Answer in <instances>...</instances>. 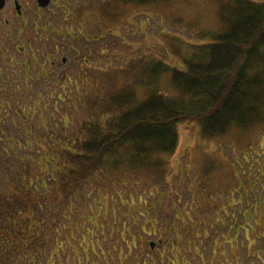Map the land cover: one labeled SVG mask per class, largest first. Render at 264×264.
<instances>
[{"label":"trees","instance_id":"trees-1","mask_svg":"<svg viewBox=\"0 0 264 264\" xmlns=\"http://www.w3.org/2000/svg\"><path fill=\"white\" fill-rule=\"evenodd\" d=\"M206 4L214 26L201 29L197 43H189L185 52L179 46V43H185L183 38L164 28L162 34L175 39L166 40L169 44V53L166 50L168 61L155 55L149 61L133 57L124 69L105 73V78L115 87L121 73L133 72L135 79L132 82H120L119 90L107 89L101 96L95 95L92 89L86 90L84 95L89 101L85 111L89 119L78 124L76 135L70 131L68 136L62 135L58 139V142L69 139V145L54 144L49 131L56 134L54 127L57 122L53 119L60 116V120L66 110L61 107V112L56 108L57 104L67 108L70 106L66 103L75 104L74 109H77L76 105L80 106L81 91H77L74 83L65 89L63 102L49 101L42 94V101L11 102L6 104V111L2 108L0 141L12 149L17 164L24 165L15 173L11 163L0 159L10 173V186L0 192V219H7L5 223L0 221V264H40L44 256H47L44 264H64L67 260L54 242L57 236L56 228L52 226L55 222L51 218L54 204L56 202L57 208L58 201L73 197L84 183L95 182L96 185L97 174L106 179L103 182L107 181L109 187L117 182L112 177L123 180L129 173L136 176L144 173L150 180L148 185L145 182L150 190L143 191L147 197L141 198V202L148 209L156 210L160 196L157 185L166 180L169 172L167 157L179 146L178 127L181 123H190L194 127L191 135L195 146H201V142H214L219 147L232 139L234 147L248 163L245 177L229 191L233 196L225 200L228 207L238 205V211L229 215L221 200L217 204L218 198L213 201L211 210L216 207V211L230 218L228 228L236 234L237 225L249 223L251 228L243 234L245 240L251 242L247 235L251 234L252 225H257L249 221L255 219L256 212H251L248 207H264V199L255 201L257 196L253 194L255 185L260 191L264 190V162L259 163V154L255 153L251 143V134L255 131L264 141V0H208ZM172 5L171 0H95L97 26L105 35L108 32L103 29H108L107 22H119L126 12H134L137 17L141 14L146 16L145 22L153 15L161 14L163 19L174 24L181 23L184 18ZM91 7L87 4L81 11H88ZM187 25L193 26V22ZM69 26L71 33L82 28L85 34L81 35L88 37L89 42L100 40L99 34L92 35L86 31L84 23ZM92 82L96 83V80ZM136 88H144V95H137ZM35 119H38L36 125L44 133L34 132ZM18 121L27 123L21 132H18ZM23 134L31 139H25ZM54 145L57 149L52 148ZM203 157L201 177L212 178L209 176L216 161L210 153ZM32 164L35 170L30 171L29 165ZM227 175L235 179L231 171L226 172ZM190 194L191 199L185 202L187 213L179 211L176 217L172 214L167 216L170 222L168 234L171 232L174 236L161 247L160 264H175L176 260L190 264L186 260L189 253H192V258L196 255L198 264H207L210 256L205 261L201 253L203 244L211 242L212 254L215 241L223 238L207 239L210 226L202 223L210 209L206 203L207 198H211L209 193L205 194L206 200L194 197L196 193L193 191ZM178 216L181 217L180 230L174 225ZM154 221L153 217L151 222ZM188 223L193 224V229ZM124 232L125 228L120 232L122 240H125ZM257 232L259 235L256 237L264 236L263 227H259ZM128 237L130 244L135 245L132 235ZM49 241L53 244L51 249ZM224 241L227 242V238ZM201 242L204 243L201 245ZM234 250L231 249L233 253ZM135 260L140 262L141 259ZM141 264L147 263L142 261Z\"/></svg>","mask_w":264,"mask_h":264},{"label":"rangeland","instance_id":"rangeland-1","mask_svg":"<svg viewBox=\"0 0 264 264\" xmlns=\"http://www.w3.org/2000/svg\"><path fill=\"white\" fill-rule=\"evenodd\" d=\"M187 1L171 0L176 13L184 18L181 23L176 24L168 19H163L161 14H159L160 16L153 15L145 22L146 16L144 17L141 14L142 16L137 17L134 12L133 14L126 12L119 22H107L108 29L103 30L109 34L104 35L98 29L96 14H92L91 18H84L83 23L86 31L92 35L99 34L100 40L89 42L88 37L85 38V35H81L79 53L81 77L80 82L77 84V91H81L82 101L80 106L76 105L77 109H74L75 104L66 103L70 106L68 108L62 104L56 105V108L58 107L61 112V107L66 110L60 120V116L53 119V122H57V126L54 127L56 134L52 135L49 131V135L52 136L51 141L54 144L58 142L62 135L68 136L70 131L76 135L78 124L88 118L85 111L87 101H89L84 95L86 90L92 89L95 95L101 96L107 89L109 91L119 90L120 82L130 83L135 79L133 72L119 73L120 78L117 77L118 82L115 87L105 78V73L111 74L112 71H116L118 68L124 69L133 57H141L145 61H149L148 59L157 56L161 60L168 61L166 54L167 51L169 53V44L166 40L175 41V39L166 38L162 34L164 32L162 29L165 28L171 34L183 38L185 43H179V46L182 52H185L189 43H197V35L201 29L207 30L214 26L211 11L205 8L208 0ZM82 3H86V0H82ZM91 6L88 11L81 12L96 13L93 2ZM189 22H193V26L188 27ZM80 32L85 34L82 28ZM108 44H112V46L107 47ZM89 48L90 51H88ZM92 80H96V83H93ZM136 93L137 95H144V88H136ZM15 120L17 119L15 118ZM33 123L36 134L45 132L36 125L38 119H35ZM19 125L18 132H21L24 126L27 127V123H19ZM178 129L180 135L179 146L171 156L167 157L169 172L165 177V182L157 185L160 196L156 210L148 209L141 202V198L147 197V193L143 191L150 190L147 186L150 180L144 173L141 176L129 173L126 176L124 175L123 180L112 177V180L117 182L116 185L110 184L109 187H107V181L103 182L106 179H102V176L97 174L95 180H98V183L96 185L95 182L84 183L78 193L73 195L74 198L58 201L57 208L55 202L54 213L51 217L55 222L52 226H55L57 232L54 242L55 246H59L60 253L67 260L64 264H77V262H82V264H141L142 261L147 264H160L161 247L168 240H173L174 236L171 232L168 234L170 222L167 220V216L172 214L173 217H176L179 211L184 214L187 213L185 202L191 199L190 193L192 191L196 193L194 197L199 199L205 198L206 200V193H209L208 196L212 198H207L206 203L208 207L210 205V209H208L202 220L204 225L210 226L207 239L223 237L215 241L212 254L211 242L208 244L201 242V245H205L201 250L205 261L210 256L207 264H264V236L256 237L259 235V232H257L259 227L264 228V218H262L264 207H248L251 212H256L255 219L249 221L257 225H252L251 234L248 233L247 235L251 242L246 241L245 234H243V232H246L245 230L251 228L249 223L242 222L240 226L237 225L235 231L238 234H236L228 228L230 218L216 211V207L211 210L213 201L218 198L217 204L221 200L228 214L238 211V205L233 208L228 207L225 200L233 196L229 191L238 185L236 183L239 180L241 182L242 178L245 177L248 163L244 162L241 153L234 147V141L231 139L225 144H220L219 147V144L214 142H201V146H195L193 135H191L194 127L190 123H181ZM57 131L59 132L57 133ZM258 134V131L251 134L253 139L251 143L255 153L259 154L257 160L260 163V161L264 162V141L258 137ZM18 135L21 137L20 134ZM23 137L27 140L31 139L30 136L26 137L25 134H23ZM68 140H62L58 142V145L64 143L67 146L70 144ZM11 143L15 144L13 141ZM13 144H11V147ZM52 148L57 149V146L54 145ZM3 150H7V152L3 153ZM11 150L8 149L7 143L0 141V159L11 163L12 169L17 173L21 171L24 164H17L18 161ZM205 153L212 154L216 161L213 173L209 176L213 177L209 179L208 177H201L200 172V162H202ZM220 166L222 168L219 170ZM29 169L33 171L35 166L33 164L29 165ZM243 169L245 170L244 173ZM229 171L235 176L234 180L229 175L226 176V172ZM9 175V170L0 161V192L5 187L10 186ZM253 190V194L257 196L255 201L260 198L264 199V190L260 191L258 185H255ZM145 207L147 210L144 209ZM152 216L155 218L154 222H151ZM56 218H58V224ZM180 218L174 219L177 230L181 229ZM217 218L225 221L223 223L219 220L216 221ZM0 221L5 223L7 219H0ZM188 225L192 228L193 224L188 223ZM124 228L126 230L124 232L125 240H122L120 232ZM239 231L241 232L239 233ZM129 234L132 235L135 245L130 244ZM224 238H227V242L224 241ZM79 244H82V247ZM48 245L51 249L53 246L52 241H49ZM168 246L169 243L166 248ZM121 247L122 252H120ZM90 248H95V250H90ZM232 248L235 249L234 253L231 251ZM129 251L130 254H128ZM221 253H223V256H221ZM187 255L186 260L190 264H198L196 255L193 258L192 253ZM135 257L141 259L140 262L135 260ZM46 259L47 256H44L40 264H44ZM59 259L62 260L61 254H59ZM36 260L38 261V259ZM175 264L181 263L176 260Z\"/></svg>","mask_w":264,"mask_h":264},{"label":"flooded vegetation","instance_id":"flooded-vegetation-1","mask_svg":"<svg viewBox=\"0 0 264 264\" xmlns=\"http://www.w3.org/2000/svg\"><path fill=\"white\" fill-rule=\"evenodd\" d=\"M91 2L0 0V111L43 96L63 102L67 86H77L81 32L71 33L69 25L96 14L81 12Z\"/></svg>","mask_w":264,"mask_h":264}]
</instances>
